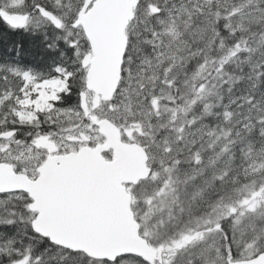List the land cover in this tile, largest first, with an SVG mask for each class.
Segmentation results:
<instances>
[{
	"label": "snow or ice",
	"instance_id": "snow-or-ice-1",
	"mask_svg": "<svg viewBox=\"0 0 264 264\" xmlns=\"http://www.w3.org/2000/svg\"><path fill=\"white\" fill-rule=\"evenodd\" d=\"M0 264H264V0H0Z\"/></svg>",
	"mask_w": 264,
	"mask_h": 264
}]
</instances>
